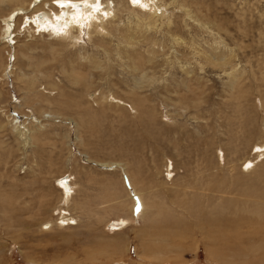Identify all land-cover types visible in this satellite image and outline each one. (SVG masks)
<instances>
[{"label": "rangeland", "instance_id": "1", "mask_svg": "<svg viewBox=\"0 0 264 264\" xmlns=\"http://www.w3.org/2000/svg\"><path fill=\"white\" fill-rule=\"evenodd\" d=\"M103 1L118 16L108 35L90 41L82 26L73 47L21 32L17 15L12 43L0 42V264H264V201L242 197L264 188V165L244 171L263 154L264 0H186L192 15L157 0L155 30L137 26L132 0ZM10 11L0 5V20ZM211 46L230 66L195 54ZM15 124L39 126L40 141L22 146ZM67 176L68 209L57 186ZM203 181L221 193L195 190ZM135 188L150 205L142 218ZM59 209L76 221L60 226ZM209 213L225 228L204 240L196 226Z\"/></svg>", "mask_w": 264, "mask_h": 264}, {"label": "bare ground", "instance_id": "2", "mask_svg": "<svg viewBox=\"0 0 264 264\" xmlns=\"http://www.w3.org/2000/svg\"><path fill=\"white\" fill-rule=\"evenodd\" d=\"M156 1L157 0H139V3H136V4L132 3V1H131L132 4H131V6H128L129 9L128 8L127 9L129 11V13H132L131 15H133L137 19V21H140V23H138L137 26H141V24H143V25H146L148 28H153L154 30L157 28V26L159 25V20H160V18H162L164 16L165 11L163 10V8H160V11L158 10V6L156 5V3L158 1L157 2ZM169 2L178 3L176 0H171ZM62 3L64 5L63 7L58 6L57 3L53 2V0H0V5H8L11 7V11L8 14H6L7 16L3 17L0 20L1 21L0 42L1 43L3 42L2 44H5V45L12 43L11 39L14 36L13 35L14 30L13 29L15 27L14 22L16 21V20L13 21V19L16 18L17 15L23 17V23H21L23 25L21 28V32H25V33H28L30 35H32L31 33H33V34L38 33L41 36H43V34H47L48 36H50V38L54 39L55 41L62 42V44L69 43V45H71L73 47H74V45L78 44V42L80 44V41H82L81 35L84 32L82 26L86 27L87 31L85 34L87 35V39L90 40V39H92V38H90L92 36V33L93 34L94 33H101V34L103 33L105 35H108L109 33H108V28H107L108 26L107 25L111 23L112 19H115L116 17H118V16L114 15V13H112V11H111V8L113 9L114 5H111L106 1L104 2L103 0H99V4H97V0H87V2H85V0H62ZM179 4H180V7H182L184 9L185 13L192 15L190 10L187 8V1L186 0H182ZM122 5H123V3H122ZM122 5L120 4L119 7L121 8ZM142 6L148 7L147 10L144 8L145 10L143 11ZM117 8H118V6H117ZM197 10H195V13ZM117 11H118V9H117ZM138 13H140V14H138ZM198 18H200V16H198ZM110 28H112V27H110ZM204 28H205V26H204ZM157 30H159V29H157ZM156 33L157 32H155V34ZM132 36L133 35H130L129 39H133ZM124 38H125V36H124ZM124 38H122V39H124ZM54 40H52V41H54ZM218 43H219V41H218ZM209 47H210V45H209ZM211 47L212 48L210 50V53H208L207 51L205 52L204 49H201L199 51H195V54H197L200 58H202L204 61H206L208 64H211L214 67H220L221 68L223 66L229 65L231 55L228 53V51L226 53H224L223 52L224 50L221 48L223 50L222 51L223 53L222 54H216L214 51L215 46L214 47L211 46ZM137 55H139V54H137ZM152 56H153V52L149 53V58L152 59ZM141 60H144V59L141 58L140 61ZM89 61H91V60L89 59ZM141 62H143V61H141ZM231 64H233V63H231ZM226 67H228V66H226ZM5 72L8 73L7 70ZM71 72H72V76H71L72 78H70V80L72 81V84L77 85L79 83H83L86 88L88 87L85 84L84 77L81 73L75 72L74 70H72ZM8 74L10 75V73H8ZM236 74L237 73H235L233 70L228 73L229 77L231 78V83H230L231 86L236 84L237 80L239 79L238 77H240V76H237ZM144 80H146V79L141 78V79L136 80L135 81V87L137 89H139L140 88L139 86L142 85V82ZM231 88L232 87H230V89ZM135 92H136L135 89H132L131 93H135ZM48 115L50 116V113ZM14 123H16V121H14ZM35 123H36V121H35ZM24 128H25V125L22 126L21 128H19V126L15 124L13 126L12 131L16 134L17 138L20 140L19 142H21L22 146L26 147L28 145V146L32 147L33 143L40 141V138H39L40 136L38 135V133L36 131H34V129L36 130L37 128H39V126H33L34 129H32V127H31L30 129L24 130ZM257 144H259V143H257ZM262 146L263 147H262L261 151L263 152V154L256 155V159L257 158H262V159L264 158V142H263ZM258 149H259V147H258ZM262 159L257 160L256 162H244V166H245L244 171L250 172V171L255 170L257 167L260 168V166L264 165V161ZM251 161H252V158H251ZM246 165H251V166L246 168ZM103 166H105V165H103ZM116 166H117V168H119L120 165L117 164ZM116 166L115 165H108L105 167L109 168V169L110 168L113 169V167H116ZM122 171H123V169H122ZM211 180H212V178H211ZM57 183H58L57 186L59 185V188H61V191H62L61 204L64 205L68 209L71 205L72 197L75 194L76 185L72 182V179H70V177H68V176H67V178H63V180H62V178L58 179ZM202 183H201L202 184L201 186H200V184L198 186L196 184L195 190L204 189L203 191H205V192L208 191L210 193H212V192L213 193H215V192L221 193L219 185H215V186L210 188V184H208L206 182L204 183V181ZM210 183H211V181H210ZM251 184H253V183H251ZM247 186H249V185H247ZM193 188L194 187H192V184H191L190 186L186 187L184 190H191ZM214 190H216V191H214ZM194 193H195V191H194ZM134 195L138 196L139 201L141 203L142 209L139 211L138 217L142 218L146 214L147 209L150 208V205L147 201H145V199L142 197L141 193L136 188L134 191ZM135 196L130 195V202H128L126 204L128 209H130L132 212H134V210L136 208V205L134 202ZM198 196H200V195H198ZM183 197L185 198L186 194H184ZM206 197H208V194ZM242 197H243V199H245L246 201H249V202H251V201L254 202V200H257L258 205H260L261 202L264 201V188L263 189H261V188H259V189L258 188L245 189V190H243ZM218 198H219V196H218ZM212 199H215V198H212ZM181 200L184 201V199H181ZM181 200L176 201L178 205H179V203H181ZM183 201H182V204H183ZM196 202H197V200H196ZM119 205L122 208H127L125 206V204L122 202L119 203ZM200 213L202 214V211H200ZM57 214L60 215V217L58 218L59 220L57 219L58 221H60V223H59L60 226H62V225L64 226L67 222L73 223L72 221H76V217H73L70 214L69 215L66 214V212L62 211L61 209H59V213H57ZM197 214H198V212H197ZM204 215L206 216V219H207V222H206L207 225L204 224L205 227H202L201 224H198L196 226V228L202 229V230L198 231L201 234L202 238L205 240L210 236V234L212 235V237H219V234H222L223 228H225L224 219L221 220L215 216H212L211 213L204 214ZM256 215H258L259 217H262V219L264 218L263 217L264 215L260 211V209H258L256 211ZM197 216H199V215H197ZM74 223H76V222H74ZM131 223L132 222H131L130 218H124L120 222H118L119 226L121 225L123 227H126V226L130 225ZM52 225H53V222H49V223L45 224L44 227L47 229L48 227L50 228Z\"/></svg>", "mask_w": 264, "mask_h": 264}, {"label": "snow or ice", "instance_id": "3", "mask_svg": "<svg viewBox=\"0 0 264 264\" xmlns=\"http://www.w3.org/2000/svg\"><path fill=\"white\" fill-rule=\"evenodd\" d=\"M53 2L54 3H57V5L58 6H61V7H63L64 5H63V3H62V0H53ZM85 2H87V0H85ZM132 2L134 3V4H136V3H139V0H132ZM97 4H99V0H97ZM98 10V9H97ZM251 165H246V168L247 167H250Z\"/></svg>", "mask_w": 264, "mask_h": 264}]
</instances>
